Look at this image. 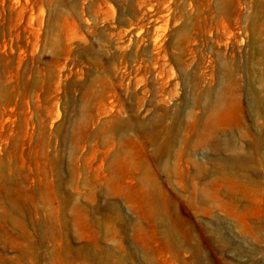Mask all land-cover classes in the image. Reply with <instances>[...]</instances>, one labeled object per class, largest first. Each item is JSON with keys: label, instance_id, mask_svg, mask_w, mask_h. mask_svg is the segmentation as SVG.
I'll return each mask as SVG.
<instances>
[{"label": "rangeland", "instance_id": "rangeland-1", "mask_svg": "<svg viewBox=\"0 0 264 264\" xmlns=\"http://www.w3.org/2000/svg\"><path fill=\"white\" fill-rule=\"evenodd\" d=\"M0 264H264V0H0Z\"/></svg>", "mask_w": 264, "mask_h": 264}]
</instances>
